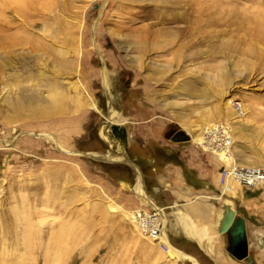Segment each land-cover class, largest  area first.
<instances>
[{
  "label": "rangeland",
  "instance_id": "1",
  "mask_svg": "<svg viewBox=\"0 0 264 264\" xmlns=\"http://www.w3.org/2000/svg\"><path fill=\"white\" fill-rule=\"evenodd\" d=\"M185 4L194 8L190 36L179 34ZM144 32L148 43L177 44L131 51ZM167 130L210 158L213 221L203 230L213 244L185 240L167 217L163 252L131 222L149 205L136 153L171 152ZM225 148L241 165L264 158V0H0V264H264V194H223ZM226 212L243 220L242 260L225 251Z\"/></svg>",
  "mask_w": 264,
  "mask_h": 264
},
{
  "label": "crops",
  "instance_id": "2",
  "mask_svg": "<svg viewBox=\"0 0 264 264\" xmlns=\"http://www.w3.org/2000/svg\"><path fill=\"white\" fill-rule=\"evenodd\" d=\"M181 143H173L174 148L170 150L171 152L155 150V155L153 157L148 156L147 160L143 153H136L135 163L137 165L138 163L140 164V171L146 177L144 178L145 182L148 184L151 199L155 203L143 191L141 174L138 186L139 194L142 200H146L144 203L148 201L161 209L166 224L165 232L168 217L172 220V228L174 230L179 229L185 240L194 241L198 245L203 241L213 244L215 243L214 236H212L213 238L210 237L211 235L208 236L205 233L206 231L203 230L204 227L209 226L205 225V223L213 221V217L210 215L209 208L205 202V199L213 200V198L205 194V192H210L207 190H211L212 186L211 161L203 152L188 146H182ZM132 166L137 170L134 165ZM245 191L247 193L253 192L256 196L254 191ZM190 196L192 197L189 199ZM146 206L149 209L153 208L150 205ZM165 210H169L168 215ZM184 211L196 221L195 224L188 217L181 214ZM221 223L222 219L219 215H216L215 228L221 226ZM186 230L191 233L192 237L187 236ZM222 234L225 235L224 245L226 248V233L223 232ZM168 240L167 237V242L169 243ZM212 247L215 250L216 245L214 244Z\"/></svg>",
  "mask_w": 264,
  "mask_h": 264
},
{
  "label": "bare ground",
  "instance_id": "3",
  "mask_svg": "<svg viewBox=\"0 0 264 264\" xmlns=\"http://www.w3.org/2000/svg\"><path fill=\"white\" fill-rule=\"evenodd\" d=\"M187 7L186 8V16L185 18H182L184 19V28L182 29V31H179V34H188L189 36L192 34V32H194V8H192L190 5H187L185 4L184 7ZM174 7V5H173ZM175 9V8H173ZM145 33V36L144 37H138L136 38L137 40H135L134 43H132L130 46H129V49L131 51H135V52H142V51H150L151 48L152 49H160V50H164V47H170L172 46L176 41H168V42H165V43H161V44H158V43H155V42H152V43H148V40H149V34L148 32H144ZM176 34V32H175ZM178 34V35H179ZM172 35V34H171ZM176 36V35H175ZM180 36V35H179ZM185 37V36H184ZM172 40H175V39H172ZM178 41V40H177ZM177 44V43H175ZM191 40L187 43V44H178V48L180 50H188L190 49L193 45H191ZM151 45V46H150ZM151 47V48H150ZM174 48V47H173ZM168 50H171L170 48H168ZM39 55V54H38ZM42 55V54H41ZM44 63V62H43ZM169 68V67H168ZM60 74V73H59ZM104 78V84L105 85H108V80L106 78V75L103 77ZM75 85V84H74ZM73 85V86H74ZM195 85V84H194ZM193 84H191L190 82L188 83H185L182 87L185 89L184 91L187 92L188 94H192L196 92V89L194 87ZM202 91V90H201ZM199 90V92H201ZM205 91V90H203ZM202 91V92H203ZM206 93V92H205ZM75 94V97H77L78 93L74 92ZM201 94V93H200ZM201 95H205V94H201ZM232 109L235 115V118H238L239 120L236 121V124L240 127V128H244L246 127L249 123H246L245 121V113L243 110H241L240 106L238 105H235V106H232ZM107 116H109V119H113V122L116 121L117 123L120 122V116L114 112H109L107 114ZM195 130H192L190 129L189 133L192 135V141L198 145V146H203V141L204 139L202 138V136L200 135V133H195ZM221 133V132H219ZM223 133V132H222ZM190 137V136H189ZM221 142V141H220ZM218 153V157L220 158L221 161H223L225 164H226V167L225 168H230V167H233V166H238V167H241V168H258L260 170L263 171V174H264V158L262 161H259V163H255L253 165L255 166H252V164L250 163H244V164H238V163H235V161L233 160V158L231 157V155L228 153L227 149H223V150H220L217 152ZM262 156V155H261ZM260 162H262V165L260 164ZM243 163V162H242ZM241 186L234 180L230 179L229 177L225 179L224 183L221 184V189L223 191V194L225 196H229V197H232V198H241L242 197V192H241ZM244 189V188H243ZM252 191H256V198L257 199L259 196H262L264 194V181L263 183L260 184V186L258 188H254L252 189ZM255 196V195H254ZM254 200V199H253ZM142 203V202H141ZM147 204H149L151 207H153L155 210H157V212H159V214L161 215V217L163 218V224H165V220H164V215L162 214V211L160 208H157L155 205H153L152 203H149L148 201L146 202ZM144 204V203H143ZM229 211L230 212H233V213H236V209L234 210L233 208H229L227 210V212ZM235 211V212H234ZM225 213L224 215V218H223V221L225 222V220L230 216L228 213ZM131 222H133V220L131 219ZM135 225V224H134ZM165 237H166V241H167V234L165 233ZM150 242V241H149ZM155 245V244H154ZM167 248L169 250V246L167 244ZM167 250V251H168ZM166 251V252H167ZM183 257V259L185 258H189L190 260L194 261L193 258H190L189 256H185V255H181V258ZM195 262V261H194Z\"/></svg>",
  "mask_w": 264,
  "mask_h": 264
},
{
  "label": "built area",
  "instance_id": "4",
  "mask_svg": "<svg viewBox=\"0 0 264 264\" xmlns=\"http://www.w3.org/2000/svg\"><path fill=\"white\" fill-rule=\"evenodd\" d=\"M221 134V133H220ZM208 138L219 135V132H210L206 134ZM236 181L242 188L247 191H252L258 188L264 181L263 171L258 168H239L233 166L230 168H221L219 172V183H224L226 178ZM131 219L134 224L148 241L155 244L161 251L168 250L165 235V225L163 218L154 208L140 206L131 211Z\"/></svg>",
  "mask_w": 264,
  "mask_h": 264
},
{
  "label": "water",
  "instance_id": "5",
  "mask_svg": "<svg viewBox=\"0 0 264 264\" xmlns=\"http://www.w3.org/2000/svg\"><path fill=\"white\" fill-rule=\"evenodd\" d=\"M163 137L173 143L188 141V137L181 130H167L164 132ZM261 224L264 226V215L261 217ZM222 231L226 233L227 238V247L225 251L236 260L246 258L247 242L243 220L239 217H233L230 214L223 223ZM237 246L241 248L238 254L234 251Z\"/></svg>",
  "mask_w": 264,
  "mask_h": 264
},
{
  "label": "flooded vegetation",
  "instance_id": "6",
  "mask_svg": "<svg viewBox=\"0 0 264 264\" xmlns=\"http://www.w3.org/2000/svg\"><path fill=\"white\" fill-rule=\"evenodd\" d=\"M240 249H241L240 246H237V247L234 249V251L237 252V254H238V253L240 252Z\"/></svg>",
  "mask_w": 264,
  "mask_h": 264
}]
</instances>
